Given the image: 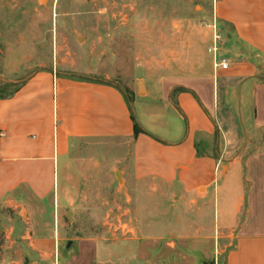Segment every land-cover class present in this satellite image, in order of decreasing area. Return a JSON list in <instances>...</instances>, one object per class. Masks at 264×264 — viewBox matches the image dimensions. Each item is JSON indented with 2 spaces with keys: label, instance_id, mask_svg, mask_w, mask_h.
<instances>
[{
  "label": "crops",
  "instance_id": "0c3cea01",
  "mask_svg": "<svg viewBox=\"0 0 264 264\" xmlns=\"http://www.w3.org/2000/svg\"><path fill=\"white\" fill-rule=\"evenodd\" d=\"M210 2L222 48L200 74L132 87L141 118L119 85L48 71L0 99V236L51 264H80L93 244L95 261L98 240L67 237L62 214L91 195L85 179L120 173L213 210L225 264H264V0ZM98 143L125 151L105 166Z\"/></svg>",
  "mask_w": 264,
  "mask_h": 264
},
{
  "label": "rangeland",
  "instance_id": "374dc122",
  "mask_svg": "<svg viewBox=\"0 0 264 264\" xmlns=\"http://www.w3.org/2000/svg\"><path fill=\"white\" fill-rule=\"evenodd\" d=\"M212 8L210 0H0V89L10 94L41 71L106 81L131 96L141 118L132 87L200 74L213 42L222 48ZM211 55L222 61L220 51ZM94 151L90 156L108 166L125 150L98 143ZM89 187L74 215L62 214L67 237L99 242L97 259L89 244L80 264H225L210 208L200 211L191 199L151 184H126L120 173L85 179L82 188ZM71 244L62 241L60 250ZM3 262L51 264L14 235L0 236Z\"/></svg>",
  "mask_w": 264,
  "mask_h": 264
},
{
  "label": "trees",
  "instance_id": "16d2710c",
  "mask_svg": "<svg viewBox=\"0 0 264 264\" xmlns=\"http://www.w3.org/2000/svg\"><path fill=\"white\" fill-rule=\"evenodd\" d=\"M19 87H20V85L17 86L16 89L13 92H11L10 94H3L2 90L0 89V99L11 96L16 90H18ZM137 130H138V125H137Z\"/></svg>",
  "mask_w": 264,
  "mask_h": 264
},
{
  "label": "built area",
  "instance_id": "2783aa9c",
  "mask_svg": "<svg viewBox=\"0 0 264 264\" xmlns=\"http://www.w3.org/2000/svg\"><path fill=\"white\" fill-rule=\"evenodd\" d=\"M218 37H219V39H220L221 36L219 35ZM210 50L215 51V50H216L215 45H214V47L212 46V47L210 48ZM220 64H221V66L224 67V68H226V67L228 66V63H227L225 60H223L222 63H220Z\"/></svg>",
  "mask_w": 264,
  "mask_h": 264
}]
</instances>
